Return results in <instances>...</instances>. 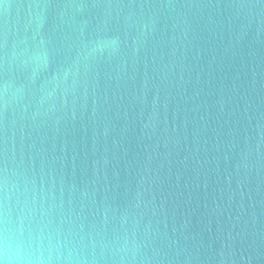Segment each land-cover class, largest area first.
<instances>
[{"label": "water", "instance_id": "obj_1", "mask_svg": "<svg viewBox=\"0 0 264 264\" xmlns=\"http://www.w3.org/2000/svg\"><path fill=\"white\" fill-rule=\"evenodd\" d=\"M0 264H264V0H0Z\"/></svg>", "mask_w": 264, "mask_h": 264}]
</instances>
